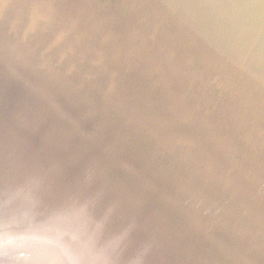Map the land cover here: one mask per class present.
I'll list each match as a JSON object with an SVG mask.
<instances>
[{
	"label": "bare ground",
	"instance_id": "1",
	"mask_svg": "<svg viewBox=\"0 0 264 264\" xmlns=\"http://www.w3.org/2000/svg\"><path fill=\"white\" fill-rule=\"evenodd\" d=\"M0 77L71 181L165 213L192 264H264V0H0Z\"/></svg>",
	"mask_w": 264,
	"mask_h": 264
},
{
	"label": "rangeland",
	"instance_id": "2",
	"mask_svg": "<svg viewBox=\"0 0 264 264\" xmlns=\"http://www.w3.org/2000/svg\"><path fill=\"white\" fill-rule=\"evenodd\" d=\"M1 81L2 78L0 89L4 90L3 94L0 90L1 171L9 175L19 173L23 175V179L7 184L0 176V264H118L121 257L118 248L121 247L122 254V250L130 245L136 246L138 250L136 259L126 264H150L152 258L163 260L156 261L160 264L168 262L169 256L173 261L183 244L178 241L176 225L164 215L165 213L161 212L158 216L149 215L139 221L134 220L124 205L114 201V194L106 190L99 179H95L96 173L90 170L89 166L86 170L82 167L84 172L77 171L79 177L71 181V186L66 187L62 177H72L77 158L74 160L71 156L63 154L60 141L54 144L48 139L46 144L44 141H38L30 120H26L34 116L30 110L31 103L25 104L24 123L13 114V111H17L15 106L20 101L19 94L11 89L6 92L7 84L4 85ZM11 103L15 105L12 108ZM86 173H89V176ZM51 191L53 197L49 198V203H54L53 208H44L42 211L37 194L44 196ZM60 193L62 199L58 197ZM105 203L108 204V216L119 213L127 219L129 226L122 234L116 233L115 238L105 242L106 245L99 241L106 239L103 230L107 227L105 222L108 217H92L97 214L99 205ZM122 211L125 212L124 215ZM143 257L149 261H143ZM173 263H176V260Z\"/></svg>",
	"mask_w": 264,
	"mask_h": 264
},
{
	"label": "water",
	"instance_id": "3",
	"mask_svg": "<svg viewBox=\"0 0 264 264\" xmlns=\"http://www.w3.org/2000/svg\"><path fill=\"white\" fill-rule=\"evenodd\" d=\"M71 146H73V145H70L69 146V148H68V150L69 151H71ZM75 146H77V144L75 145ZM0 162H1V160H0ZM2 166H1V164H0V176H2V179H3V181H5L7 184H13V183H17L18 181H21L22 179H23V175H21V174H15V175H9V174H7V173H5L4 171L2 172L1 170H2V168H1ZM111 174L112 173H109L108 174V178H109V176H111ZM113 176H119V175H113ZM62 180H64V185L67 183H70L71 182V177L70 176H68L67 178H66V176L64 175L63 177H62ZM131 185V187H130V190L131 191H133V189H131L132 187H134V184L132 183V182H130V184H129V186ZM59 188H62V187H59ZM55 189V188H54ZM129 190V191H130ZM48 193V195H44V196H42L41 194H37V198H38V201H40V204H41V207H42V211H43V209L44 208H48L49 210H52V208H53V205H54V203H53V199H52V203L53 204H50L51 203V201H49V198L50 197H53V192L51 191V192H47ZM58 197H60L61 199H62V194L60 193L59 194V196ZM50 202V203H49ZM150 208H151V206L149 205L148 207H146L145 208V206H143V207H140V208H138L139 210H140V213H142L143 215H146V214H148L149 213V211H150ZM149 209V210H148ZM40 213V212H39ZM97 215L98 214H93V218H95V217H97ZM91 219V218H90ZM115 227H108V228H104V230H103V234L105 235V237H106V239L105 238H103V239H100V243L102 242V243H105V242H109V241H111L113 238H115L116 237V234L114 233L115 232ZM104 245H106V243L104 244ZM118 250H119V254L122 256V258H120V259H118V261H119V264H126V262L124 261V260H129V261H131V260H134V259H136V252H137V247L136 246H134V245H130V246H128L126 249H123L122 250V254H121V247L120 248H118ZM176 256H178L175 260H177L176 262H177V264H192V262L195 260V258L197 257L196 255H193V253H190L189 255L188 254H181V253H178ZM170 258H171V256H169ZM168 258V257H167ZM169 258V263L170 264H174L173 263V261L171 260ZM143 261H149V259L148 258H145V257H143V259H142ZM156 261H163V260H158L157 258L155 259V258H152L150 261H149V263L151 264H153V263H156ZM146 264H148V263H146Z\"/></svg>",
	"mask_w": 264,
	"mask_h": 264
}]
</instances>
